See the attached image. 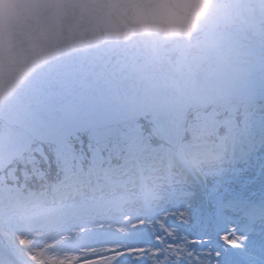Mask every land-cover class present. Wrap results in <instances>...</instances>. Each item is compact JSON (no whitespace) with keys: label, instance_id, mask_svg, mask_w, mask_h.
<instances>
[{"label":"snow or ice","instance_id":"6c2138e0","mask_svg":"<svg viewBox=\"0 0 264 264\" xmlns=\"http://www.w3.org/2000/svg\"><path fill=\"white\" fill-rule=\"evenodd\" d=\"M77 261L264 264V0H5L0 264Z\"/></svg>","mask_w":264,"mask_h":264},{"label":"rangeland","instance_id":"374dc122","mask_svg":"<svg viewBox=\"0 0 264 264\" xmlns=\"http://www.w3.org/2000/svg\"><path fill=\"white\" fill-rule=\"evenodd\" d=\"M136 207H140V205H137ZM82 242H87V238H82ZM62 247H70V245L65 244V245H62ZM77 264H79L78 261H77Z\"/></svg>","mask_w":264,"mask_h":264},{"label":"water","instance_id":"95a60500","mask_svg":"<svg viewBox=\"0 0 264 264\" xmlns=\"http://www.w3.org/2000/svg\"><path fill=\"white\" fill-rule=\"evenodd\" d=\"M4 3H5V0H0V8H2Z\"/></svg>","mask_w":264,"mask_h":264}]
</instances>
